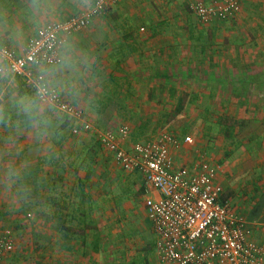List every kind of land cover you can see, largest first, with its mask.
<instances>
[{
  "label": "crops",
  "instance_id": "obj_1",
  "mask_svg": "<svg viewBox=\"0 0 264 264\" xmlns=\"http://www.w3.org/2000/svg\"><path fill=\"white\" fill-rule=\"evenodd\" d=\"M92 1L16 0L12 9H7L3 15L0 14V43L21 54L24 52L23 48L28 39L39 26L49 21L63 20L73 15L71 10L76 8L82 10ZM172 1L174 0H117L109 2L100 16L93 18L87 27L72 36L60 50L63 60L71 62L70 68H65L62 73H58L66 83V87L60 90L65 98L77 107H82L94 118L96 112L105 108V98L109 94L126 96V104L119 107L122 110L120 111L122 115L135 109L147 111L149 103L152 102L148 101V95L158 94L157 88L161 84L168 86L169 78L175 77L173 71L179 69L180 66L186 69V78L188 76L192 81L194 79L204 80L200 83H191L190 79L185 81L186 89L188 91L192 88L198 89L199 98H201L206 92L210 93L209 85H216L214 78L220 79V75L222 76L225 70L231 72L233 69H235L233 71L238 69L242 73L248 71L246 65L261 66L264 63L262 58L255 57L258 50L254 54H250L252 50L250 46L246 53L244 48L239 45H234L235 50L226 49L225 53L222 45L217 44L218 37L216 38L217 42L213 40L208 43L202 37L204 32L211 31L212 28L215 29L217 35H221L222 31L229 32V29L233 27L229 26L230 24H236V27H239V20L252 10L248 5L253 0L242 1L241 11L235 20L228 22L214 20L209 25L199 23L193 16H191L192 22L186 24L184 20L188 11L185 12L183 6H180L179 11L184 14L180 20H177L176 10H173L171 6ZM190 1H185L189 10ZM202 1L210 3L213 0ZM174 3L178 6L176 0ZM179 29L182 31H178ZM176 31L178 32L175 33ZM191 31H195L196 34L190 35ZM185 32H187L186 36ZM211 51L214 53H207ZM51 67L40 66L34 72L43 74L45 69ZM24 87L30 91L32 89L24 77L16 76L10 72H6L0 81V91L10 93L16 89L26 90ZM232 90L229 93L230 96L236 94ZM211 93L220 95L219 91L216 92L215 89ZM110 100L111 98L108 99V102ZM190 110L191 107L187 111ZM130 121L127 122V125L131 128V135L124 143L128 149H130L133 140L149 137L156 130H160L154 129L148 133L140 134L139 126L141 124L133 120ZM122 124L126 123L122 122L120 125ZM35 128L20 124L15 120L0 122V231L4 227L11 229L9 222L18 216L27 217L28 212H18L20 205L19 199H17L18 185L23 186V183L30 181L27 180L30 178L29 170L36 163L40 162L38 183H46L48 186L50 183L58 184L59 188H52L55 192L53 200L55 203L56 201L63 202V205L69 203L68 207L72 202L71 191L75 198L76 188L80 187L81 182L85 183L83 190L87 194L86 201L90 200L86 202V207H92V198L88 197V194L94 188L93 184L98 176L104 178L103 182H105L107 176L112 174L109 171L111 165L117 169L120 168L115 162L113 154L101 146L99 141L96 144L85 135H68L65 136L67 137L66 141L56 147L53 143L55 138L52 141V136L41 135ZM136 134L140 135L134 137ZM175 134H178L181 139L185 136L179 133ZM262 144L263 147H256L254 155L250 156L252 159H249V156L241 155L225 169L228 176L234 175L238 184L233 186L235 182L231 183L232 190L224 195L227 200L234 201L231 202V207L243 215L244 220L249 223L253 240L264 247V174L260 171V167H256V162L262 164L264 173V143ZM201 145L197 140L191 143L182 142L179 147H173L172 156L180 165H192L197 161V153L200 151L205 154V158L211 164H216L224 156V153L221 156L216 155L215 149H213L211 158L205 150L200 148ZM203 148L206 149L205 146ZM12 154H17V158L11 157ZM19 160L23 161L24 165L18 169L16 165L19 164ZM15 171L17 172L15 173ZM122 171L126 174L128 183L139 194V199L133 198L124 202L123 223L125 225L126 222L128 225L126 229L130 234L134 230L138 233L144 224L152 225L148 219L144 202V179L138 172ZM226 173L219 175L223 183H226ZM15 176H18L17 180L13 179ZM250 179L257 180L253 183L256 184L255 188L259 192L254 189L252 184L248 186L249 181H254ZM68 183L72 186H68ZM60 188L67 191V198L60 197ZM237 191L240 192L241 198L236 197L235 199L232 194ZM66 200L67 202H65ZM137 203H141L142 207L140 222L135 217V213H139ZM47 220L49 221V218H46V222ZM40 221L42 222L41 219ZM48 229V227L42 229L43 233L41 234L44 240L37 250L36 256L33 258L28 256L27 259L38 260L37 264L125 263L124 255L122 259L112 260L109 248L102 245L97 248L87 246L82 250L80 246L73 244L68 251L61 241V239H69L67 238L68 234L62 232L59 236L55 235L56 233L53 236ZM151 229L153 242L149 241L145 245L139 236H137L138 240L133 239V241H136V246L141 245L140 248L145 249L149 246L152 248L153 246L154 249H151L153 252L148 250L151 253L148 264H159L155 246L156 234L153 226ZM70 237H75V235L71 233ZM128 252L130 253L129 250ZM121 253L123 254V252ZM112 255L120 257L119 252L114 254L113 251ZM67 256L70 259H67ZM141 257V260H128L127 263L145 264L143 251H141ZM142 261L144 262L142 263ZM32 262L36 264V262ZM8 263L18 264V262L10 263L9 260Z\"/></svg>",
  "mask_w": 264,
  "mask_h": 264
},
{
  "label": "rangeland",
  "instance_id": "obj_2",
  "mask_svg": "<svg viewBox=\"0 0 264 264\" xmlns=\"http://www.w3.org/2000/svg\"><path fill=\"white\" fill-rule=\"evenodd\" d=\"M15 1L16 0H0V14L3 15L7 9H12ZM174 1L171 2V6L173 10H176L175 17L177 20H180L182 14H184L179 11L180 6L184 7L185 12L188 11L184 20L186 24L190 21L192 22L193 19H191V16L199 20L196 15L188 9L187 3L185 2L186 0H176L178 6L175 5ZM248 6L251 7L252 10L249 11L243 19L239 20V27H236V24H230L229 26L233 27L229 29V32L222 31L221 35H217L216 31H214L215 29L212 28L210 29L211 31H206L203 36H201L205 38L207 41L206 43L212 42L213 40L217 42L216 38L218 37L219 42H217V44L220 46L222 45L225 53L226 49L235 50L234 45H239V47L244 48V52L246 53L250 46V48H252L250 54H254L256 50H258L255 57H260L264 61V0L250 1ZM241 8L242 5L233 18L222 22L235 20ZM213 21L203 24L209 25ZM178 31L181 32L182 30L179 29ZM193 34H196V32L191 31L190 35ZM186 35L187 32H185V36ZM207 53L213 54L214 52L211 51ZM259 66L260 65H251L250 67L246 65V67H248L246 70L248 71L242 73L238 69H236L237 71H233L235 70L233 69L231 72L225 70L222 76L220 75V79L218 77L214 78V83L216 85H209V88H211L210 93L208 94L206 92L201 98H199L198 89L192 88L190 91L186 89L187 84L185 81L190 78H188V76L187 78L185 77L186 69L180 66L179 69L174 70L176 72L173 71L175 77L169 78L168 86L161 84V86L157 88L159 91L158 94L148 95V101L152 102L149 103L150 105L147 111L135 109L132 112L127 111L122 115L120 112L122 110L119 107L126 104V96L116 94L107 95L105 98L106 103L104 104L105 108L96 112V114H94L95 118L82 107L77 108L82 112L83 119L100 130L117 128L122 122L127 125L128 121L131 120L130 122H132L133 120L141 124L142 127L139 126V130L141 131L140 134L148 133L154 129H165L173 133H179L180 135H192L191 142L197 140L198 143L202 144L200 148L205 150L209 157L211 156L212 158L213 149H215L216 155L221 156L222 153H224V156L215 164L218 167L219 176L226 173L227 170L225 171V169H227L237 157L246 155L249 156V159H252L250 156L255 152L256 147H263L264 63H262L260 67ZM247 72H250V74ZM203 81V79H194V81L191 80L190 82L200 83ZM25 89L30 91L27 88ZM213 89H215L216 92L219 91L220 95L217 96L216 93L213 95L211 93ZM231 89L236 93L235 95H229ZM180 97H182L185 103L184 115L172 117V110L177 105ZM216 97L218 98L215 99ZM109 98H111L110 102H108ZM189 107H191V110L187 111ZM49 112L51 116V126L47 131H41L38 127L35 129L41 133V135L46 134L48 136L49 134V137L52 136V141L55 138L53 143H55L54 145L56 147L65 142L67 139L65 136L68 135H85L88 136L91 142L98 143L99 140L94 133L84 132L83 130L73 133L70 119H68L66 115L58 112L54 107L50 106ZM36 131L34 132L37 133ZM204 146L206 149L203 148ZM17 156V154L11 155L13 158H17ZM18 163L17 165L14 164L18 166V169L24 165L21 160H19ZM256 164V167H260V171L264 174L262 164L260 165L257 162ZM120 168L124 170L122 167ZM119 169L111 165L109 171H111L112 174L107 176L105 182H103L104 178L98 176L93 184L94 188L89 191L92 196L88 194V197L90 196L92 198V207H86V202L90 200L81 204V197L78 195L80 187L76 188L77 195H74L75 198H73V192L71 191L72 202L70 207H68L69 203L63 205V202L56 201L55 203L53 200L55 192H53L52 188H59L58 184L50 183V186H48V184L40 182V184H38L39 187H37L38 191H34L33 185L35 183L32 185L33 179L30 177L27 178V180H30L27 181V183H31H23V186L18 185L19 191L17 189V199H19L18 201L20 203L18 212H28V214L27 217L18 216L13 219V221L11 220V222H9L11 224V229L6 227L12 231L13 240L15 242L14 252H12L13 256L11 254V258L9 257L10 259H8L10 263L34 264L32 262L34 261L37 264L38 260L32 258L36 256L37 250L41 247L42 241L44 240L41 234L43 233L42 229L48 227V231L53 236L55 233V235L59 236L62 232L68 234L67 238L69 239H61L68 251L69 247L73 246V244L80 246L82 250L87 246L97 248L99 245H102L109 248L108 250L111 252L112 260L122 259L124 255L125 263L121 262L120 264H130L127 263L128 260H141V251H143V257L146 261L145 264H148L150 252H153L151 249H154V247L152 246L151 248L149 246L145 249L140 248L141 245L136 246V241H133V239L138 240L137 236H139L145 245L148 244L149 241L153 242L152 225H150V223L144 224V226L139 229L140 231L138 233L134 230V232L130 234L126 229L128 225L126 222L125 225L123 223V204L125 201L133 198L139 199V194L134 191V187L126 180V174ZM16 172L17 171H15V173ZM225 176L226 183H223V181L221 182L220 176L218 177L222 187V195L230 192L233 186L238 184L234 175L228 176L227 174ZM17 178L18 176L13 177L15 180H17ZM256 179H250L254 181H249L248 186L252 184L254 189L259 192V190L255 188L256 184L254 185L253 183L257 181ZM231 183H234L233 186L230 185ZM84 184V182H81L80 186L85 189ZM67 185L72 186V184L69 183ZM66 188L68 189L69 187ZM60 190V197L63 198L64 196L67 198V191L65 192L61 188ZM54 191L56 190L54 189ZM239 195V191L232 194L235 199L236 197L241 198ZM65 202H67V200ZM228 202L231 206V202L234 201L228 199ZM76 206L77 208L75 209ZM136 206L139 208V213H135V217L136 220H139L142 216L141 203H137ZM231 209L233 211L235 210L239 217L245 219L243 215L237 213L238 211L235 208L233 209V207H231ZM46 218H49V221L47 220L46 222ZM55 220L57 221L55 222ZM71 233L74 234L75 237H70ZM113 251L114 254L115 252H119L120 257L113 256ZM121 252H123V254ZM28 256L32 258L27 259ZM67 259L70 258L67 256ZM143 262L144 261H142V263Z\"/></svg>",
  "mask_w": 264,
  "mask_h": 264
},
{
  "label": "built area",
  "instance_id": "obj_3",
  "mask_svg": "<svg viewBox=\"0 0 264 264\" xmlns=\"http://www.w3.org/2000/svg\"><path fill=\"white\" fill-rule=\"evenodd\" d=\"M115 1L96 0L63 20L44 23L28 39L21 54L0 44V81L10 72L24 77L33 87L42 75L34 70L60 63L61 48ZM242 1L194 0L189 7L202 23H209L233 18ZM50 105L70 119L73 133L83 130L96 134L120 167L142 175L159 264H264V247L253 240L249 223L231 209L228 200L221 199L217 165L201 151L192 165L177 164L172 156L173 147L191 143V135L181 139L178 134L160 129L149 137L133 140L128 149L124 145L131 135L128 125L98 129L82 118L80 109L60 90L51 97ZM13 250L12 231L3 228L0 264H7Z\"/></svg>",
  "mask_w": 264,
  "mask_h": 264
},
{
  "label": "clouds",
  "instance_id": "obj_4",
  "mask_svg": "<svg viewBox=\"0 0 264 264\" xmlns=\"http://www.w3.org/2000/svg\"><path fill=\"white\" fill-rule=\"evenodd\" d=\"M70 67V60H62L50 69H45L31 91L23 89H16L10 93L0 91V122L15 120L20 124L47 131L51 126L49 112L51 97L66 87L65 81L58 73Z\"/></svg>",
  "mask_w": 264,
  "mask_h": 264
},
{
  "label": "trees",
  "instance_id": "obj_5",
  "mask_svg": "<svg viewBox=\"0 0 264 264\" xmlns=\"http://www.w3.org/2000/svg\"><path fill=\"white\" fill-rule=\"evenodd\" d=\"M96 0H93L92 1V3L93 2H95ZM80 10H78L77 8L75 9V10H73V14H75V13H77V12H79ZM199 22H201L200 20H198ZM1 44V43H0ZM184 108H185V103H184V101H183V99H182V97H180L179 99H178V102H177V105L173 108V110H172V117H174V116H179V115H182L183 114V112H184ZM69 119V118H68ZM140 134H136V135H134V137H138ZM39 168H40V162H38V163H36V165L35 166H32L31 168H30V170H29V177H31L32 179H33V181H32V185H33V190L34 191H38L37 190V187H39V183H38V179H39V177H38V171H39ZM29 183H31V182H28L27 184H29ZM32 187V186H31ZM82 186H80V189H79V191H78V195L81 197V204H84V202L87 200V194H86V192L83 190V188H81ZM221 199H222V201H226L227 200V197L225 196V195H222V197H221ZM84 213V212H83ZM66 236V235H65Z\"/></svg>",
  "mask_w": 264,
  "mask_h": 264
}]
</instances>
